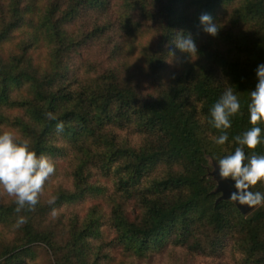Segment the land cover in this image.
<instances>
[{
    "label": "trees",
    "instance_id": "obj_1",
    "mask_svg": "<svg viewBox=\"0 0 264 264\" xmlns=\"http://www.w3.org/2000/svg\"><path fill=\"white\" fill-rule=\"evenodd\" d=\"M110 1L0 0V131L30 138L37 155L53 159L55 172L67 165L68 186L42 214L82 201L98 204L68 223L61 264H91V242L105 225L116 245L138 256L171 245L205 256L228 251L243 264H264V209L243 213L215 184L225 183L217 158L233 153L239 146L234 137L252 127L247 105L264 64V0H141L136 6L121 0L115 21L108 16ZM139 10L155 24L157 42L142 50L144 67L129 73L125 42L151 30L126 24ZM202 13L220 27L216 37L203 31ZM17 33L16 45L6 49ZM179 33L193 36L197 56L176 48ZM41 44L48 48L43 66L34 61ZM86 51L101 60L89 68ZM220 69L241 100L224 146L209 138L221 134L209 123L221 97L213 76ZM82 91L92 96L88 107ZM61 121L64 130L57 133ZM130 126L162 136L131 146L119 134ZM258 126L264 129V121ZM255 153L264 155V143ZM250 190L264 193V182ZM16 208V202H0V224L29 219ZM35 234L30 229L26 243L38 241ZM47 234L50 247L60 250ZM16 249L0 255V264H13Z\"/></svg>",
    "mask_w": 264,
    "mask_h": 264
},
{
    "label": "rangeland",
    "instance_id": "obj_2",
    "mask_svg": "<svg viewBox=\"0 0 264 264\" xmlns=\"http://www.w3.org/2000/svg\"><path fill=\"white\" fill-rule=\"evenodd\" d=\"M133 5H137L141 0H130ZM135 2V3H133ZM142 2V1H141ZM121 4V0H111L110 7L108 8V16L110 20L116 19L115 12L117 7ZM150 7V5H148ZM140 11V10H139ZM113 21V23H114ZM127 25L138 26L149 28L147 33L139 35L138 37H133V42H125V60L129 66V73L135 69H141L144 67L145 58L142 54V50L149 48L153 49L156 46L157 38L155 35L156 26L153 24V21H148L146 23L145 16L142 15V11L134 13L127 20ZM85 21L80 20L77 22V25L81 24V27L85 25ZM112 23V22H111ZM86 28V26H85ZM16 38L7 43L5 48L9 46L16 45L18 41V33ZM47 47L44 44H41L36 51L34 52L35 58L34 61L37 65L43 66L47 63ZM88 62V67L98 59L94 58V54L86 51L84 53ZM215 83L219 86L221 95L223 94L225 88L229 86L224 79L222 70L220 69L217 74L213 75ZM83 100L88 107L92 101V96L88 92L82 91ZM144 94H147L144 92ZM137 126L126 127L122 132H120L121 138L131 146H140L143 142H158L159 138L162 135L159 132L151 130L145 134H140L137 132ZM66 164H59L57 166V171L55 174L49 177L45 182L42 195H40V210L27 211L24 210V213L28 215L29 212V221L26 220V223L18 225V220L16 223H12L9 226L0 224V255H3L9 250L17 248L13 253L18 254V258L13 262V264H61V259L63 256L67 255L66 250H64L65 243L68 241L69 236L67 237V228L70 220H75L74 216L80 217L81 220L85 215L87 209L93 205H98L96 201L88 200L77 202L73 206L56 208L58 210L57 215L53 217L51 212L53 209L46 211L44 214V207H47L50 202L55 198V192L61 187H67L70 180L66 175ZM64 173V174H63ZM216 186H221L224 188L225 192L230 194L234 190V182L231 180L225 181V183H219L215 180ZM0 202L5 203L8 206L12 205L15 202V198L9 196L8 194L0 191ZM99 206L102 211L109 210L106 207L105 203L101 199L98 200ZM248 207V206H247ZM249 208V207H248ZM264 209V206H257L254 208H249L248 214L255 212L257 210ZM71 218V219H70ZM32 229L34 235L36 232H39L41 237L38 241L34 243H26L28 237L27 233ZM51 232L53 235L54 242L58 244L60 250H55L50 247L47 243L49 237L47 233ZM99 236L96 237L91 242L92 254L87 256V260L91 264H243V260L239 258L236 253H228L226 251L222 254L214 255H202L197 253H192L187 250L185 247H173L171 245H166L162 248L163 245H160L159 248L148 251L143 256H138L133 254L130 251H127L125 248L116 245L117 242L114 241L115 233L110 226L105 225L101 228ZM162 248V249H161ZM20 255V252L26 251ZM241 255V254H240ZM2 258L0 263L4 262Z\"/></svg>",
    "mask_w": 264,
    "mask_h": 264
},
{
    "label": "clouds",
    "instance_id": "obj_3",
    "mask_svg": "<svg viewBox=\"0 0 264 264\" xmlns=\"http://www.w3.org/2000/svg\"><path fill=\"white\" fill-rule=\"evenodd\" d=\"M199 20L206 34L213 37L218 35L220 27L210 14L202 13ZM174 43L176 48L191 58L198 55L197 44L191 34L185 36L179 33ZM171 55L175 56V53ZM256 76L257 84L255 90L250 91V103L247 105L252 127L242 135L234 137V143L239 146L233 153L217 158L220 179L234 182L230 201L249 208L264 206V193L250 190L264 182V155L255 153V149L264 143V129L258 126L264 121V64L258 65ZM239 114L240 97L229 85L210 109L209 123L221 133L218 136L209 133V138L215 145L224 146L228 142L232 118ZM48 117L56 119L53 113H48ZM64 127V122H59L56 125L57 133H62ZM31 145V139L21 137L15 129L0 131V191L15 198L17 213L22 210H35L45 182L56 170L53 159L47 154L37 155ZM245 148L250 150V155L246 154ZM57 212L54 208L51 215L55 217ZM26 219L20 216L18 225L26 223Z\"/></svg>",
    "mask_w": 264,
    "mask_h": 264
},
{
    "label": "water",
    "instance_id": "obj_4",
    "mask_svg": "<svg viewBox=\"0 0 264 264\" xmlns=\"http://www.w3.org/2000/svg\"><path fill=\"white\" fill-rule=\"evenodd\" d=\"M228 194V193H227ZM228 195H230V194H228ZM238 204V203H237ZM238 206H239V209L243 212V213H245V212H247V210H248V207L247 206H241V205H239L238 204Z\"/></svg>",
    "mask_w": 264,
    "mask_h": 264
}]
</instances>
